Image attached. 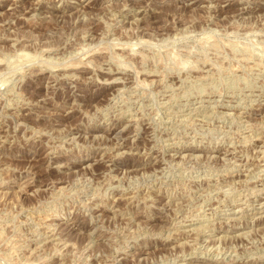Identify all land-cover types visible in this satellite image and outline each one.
Here are the masks:
<instances>
[{
  "label": "rangeland",
  "instance_id": "1",
  "mask_svg": "<svg viewBox=\"0 0 264 264\" xmlns=\"http://www.w3.org/2000/svg\"><path fill=\"white\" fill-rule=\"evenodd\" d=\"M0 264H264V0H0Z\"/></svg>",
  "mask_w": 264,
  "mask_h": 264
},
{
  "label": "bare ground",
  "instance_id": "2",
  "mask_svg": "<svg viewBox=\"0 0 264 264\" xmlns=\"http://www.w3.org/2000/svg\"><path fill=\"white\" fill-rule=\"evenodd\" d=\"M75 68V67H74Z\"/></svg>",
  "mask_w": 264,
  "mask_h": 264
}]
</instances>
